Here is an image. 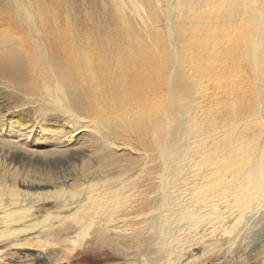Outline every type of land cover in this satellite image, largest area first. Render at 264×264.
I'll return each mask as SVG.
<instances>
[{
	"label": "rangeland",
	"instance_id": "1",
	"mask_svg": "<svg viewBox=\"0 0 264 264\" xmlns=\"http://www.w3.org/2000/svg\"><path fill=\"white\" fill-rule=\"evenodd\" d=\"M206 1L0 0V196L58 192L4 214L0 264H264V201L225 206L264 186V0ZM122 46L153 88L126 94Z\"/></svg>",
	"mask_w": 264,
	"mask_h": 264
},
{
	"label": "bare ground",
	"instance_id": "2",
	"mask_svg": "<svg viewBox=\"0 0 264 264\" xmlns=\"http://www.w3.org/2000/svg\"><path fill=\"white\" fill-rule=\"evenodd\" d=\"M209 2H212V5L211 6H216L217 4H221L222 6L224 5V2H226V0H207L206 3H209ZM217 3V4H216ZM205 7V6H204ZM208 7V6H207ZM206 7V8H207ZM230 7V6H229ZM197 9V8H196ZM209 9V8H207ZM205 11V10H204ZM209 12V11H208ZM193 14V13H192ZM203 14V13H202ZM206 14V13H205ZM228 15V13H227ZM195 16V15H194ZM211 16V15H210ZM219 17V16H218ZM230 17V16H229ZM238 17V16H237ZM208 18V16H207ZM217 18V16H216ZM214 18V19H216ZM223 18V17H222ZM203 19V18H202ZM86 21L84 18L83 19H80V21L83 22ZM188 21V20H187ZM186 21V22H187ZM195 21V19H194ZM219 21V19H218ZM212 22H214L212 20ZM224 22V21H223ZM188 23V22H187ZM191 23V22H189ZM194 22H192V28H194L195 26L193 25ZM199 23V22H198ZM207 23V22H206ZM217 23V22H216ZM227 23V22H226ZM194 26V27H193ZM196 29V28H195ZM195 31V30H194ZM89 39V37H88ZM90 41V40H89ZM86 44H90L86 41ZM91 45V44H90ZM122 45V44H121ZM86 47V46H85ZM90 48L87 49L85 51V53L83 54V60L86 64V70H87V75H85V77H87L88 81L87 83L89 82L90 85L93 87V91L94 93H96V95H98L99 97L103 98L104 99V105L101 104L103 106V110L106 111V112H113L115 110H121L122 105L120 103V100H119V97L118 98H113L111 96V98L108 96L109 94H106V86L110 89H112V86H108L110 85V82L113 83L112 81L113 80H109L108 81V77H109V74H105V76H99V74L97 75V72H95L92 67H93V64H94V61L98 59V55L100 53V48H98V45L96 43H92L91 46H89ZM126 48H124V46L120 47L118 50H117V57H116V60H117V65L119 66L120 68V72H121V75H122V84H124V90L126 91V94H131L132 96L134 95V88H136V85L137 84H140V87L139 89H142L143 88H148V87H152L155 86L158 82V77H160L162 71L161 69L158 67V64H157V57H155V54L152 53V52H149L147 54L146 57H122L123 53L122 51H124ZM83 53V52H82ZM126 53V52H125ZM79 54V53H78ZM82 55V54H81ZM79 55V56H81ZM13 58V57H12ZM16 58V57H14ZM13 58V59H14ZM62 58V57H61ZM115 58V57H114ZM76 59V58H75ZM79 59V58H77ZM26 60V59H25ZM47 62H48V58L46 59ZM103 60V59H102ZM28 61L30 62V64L33 62L32 58L29 57ZM77 61V60H76ZM79 61V60H78ZM159 61V59H158ZM24 62V60H23ZM54 62V61H53ZM56 62V61H55ZM60 62V61H58ZM58 62H56L57 64H55L58 68ZM83 62V61H82ZM83 62V63H84ZM18 63V62H17ZM37 63V62H36ZM80 63H81V60H80ZM102 63V62H101ZM54 64V63H53ZM52 64V65H53ZM60 64V63H59ZM15 64H13L14 66ZM74 65V64H73ZM82 65V64H81ZM84 65V64H83ZM96 65V64H95ZM103 65V64H102ZM101 65V66H102ZM106 65V64H105ZM116 65V66H117ZM38 66V65H37ZM72 66V65H71ZM111 66V65H110ZM160 66V65H159ZM53 67V66H52ZM55 67V66H54ZM96 67V66H94ZM112 67V66H111ZM45 68V66H44ZM80 69V67H78ZM85 68V67H84ZM99 68V66H98ZM131 68V69H130ZM31 69H34L31 67ZM39 69V68H38ZM59 69H63L64 68H61V66H59ZM50 70V69H49ZM58 70V69H57ZM83 70V69H82ZM51 71V70H50ZM56 71V70H55ZM60 71V70H59ZM98 71V70H97ZM108 71V70H107ZM38 72V71H37ZM53 72V71H52ZM84 72H86L84 70ZM104 72V71H103ZM110 72V71H109ZM119 72V70H118ZM59 72H57L58 74ZM56 74V73H54ZM85 74V73H83ZM31 75V73H30ZM53 75V73H52ZM60 75V74H59ZM66 75V73H65ZM112 75V74H111ZM110 75V76H111ZM54 76V75H53ZM58 76V75H57ZM76 76V75H75ZM80 76H82L80 74ZM36 77V76H35ZM61 77V76H60ZM59 77V79H60ZM64 77V76H62ZM61 77V78H62ZM66 77V76H65ZM64 77V78H65ZM67 77H69L70 79V75H68ZM157 77V80H155ZM30 79H32L30 77ZM37 79V78H36ZM53 79H57L56 77H54ZM59 79H58V82H59ZM68 79V80H69ZM106 79V80H105ZM114 79V78H113ZM153 79V80H152ZM48 80V79H47ZM67 80V79H65ZM74 80V79H73ZM72 80V81H73ZM83 80V78H82ZM86 80V79H84ZM64 81V80H63ZM71 81V79H70ZM77 81V80H75ZM74 81V82H75ZM62 82V81H61ZM83 82V81H82ZM36 83V82H35ZM50 83V82H49ZM68 83V82H67ZM86 83V82H85ZM88 83V84H89ZM63 84V82H62ZM76 84V82H75ZM82 84V83H81ZM115 84H117L115 82ZM69 85H71V83H69ZM80 88V84H78ZM139 86V85H138ZM59 87V86H58ZM65 87V85H64ZM62 89V88H61ZM68 89V88H66ZM65 89V90H66ZM149 89V88H148ZM72 90V89H71ZM92 90V89H91ZM115 90V89H114ZM58 91V89H57ZM64 91V88L63 90L61 91L62 93ZM68 91V90H67ZM70 91V90H69ZM66 92V93H70V92ZM73 91V90H72ZM71 91V92H72ZM139 91V90H138ZM141 91V90H140ZM139 91V92H140ZM58 91V93H61ZM108 92V91H107ZM61 93V94H62ZM110 93V92H109ZM138 93V92H136ZM142 93V92H141ZM116 94V93H115ZM140 95V94H139ZM144 95V94H143ZM137 96V95H136ZM140 97V96H138ZM135 98V96H134ZM133 98V99H134ZM99 99V98H98ZM101 100V99H100ZM100 100L98 102H100ZM102 101V100H101ZM102 109V108H101ZM140 110V109H139ZM142 110V109H141ZM103 111V112H104ZM105 112V113H106ZM121 112H123V110H121ZM115 113V112H114ZM104 114V113H102ZM112 114V113H111ZM143 114V113H142ZM212 162H215L212 160ZM219 164V163H218ZM215 165V164H214ZM217 166V165H215ZM214 166V167H215ZM223 171L220 172V174L222 173ZM203 176V175H202ZM201 176V177H202ZM200 177V178H201ZM205 179V175L203 176ZM199 178V179H200ZM202 179V180H203ZM187 182V181H186ZM188 183V182H187ZM185 183V184H187ZM258 183V182H257ZM257 183H254V184H257ZM10 187V186H9ZM256 188V187H255ZM259 188V186H258ZM188 189V188H187ZM4 190L1 191V193L3 192ZM8 192V191H6ZM17 192V191H16ZM38 195H37V194ZM36 193H33V194H30V193H27V192H20L18 191V193H14L12 194V192H10L9 194L7 193H4V195L0 196V239H9L11 238L10 236L15 233V232H18L20 231L23 227H20V228H16V229H11L10 225H8V221L7 219L4 218V214L7 213L9 210H12V209H15V208H18V207H23L24 205H28V204H32L34 202H37L39 200H44V199H47V198H54V197H57L58 196V192H54V190H45V191H42V192H36ZM248 195L246 196L245 200L242 201V199H239L240 201H237L236 203L231 200V199H226V211L229 210L230 211H238L239 214H237L239 216V220L238 221H241V220H244L243 222L245 224H248V223H251V219L252 217L254 216V214L256 213V211L258 210V207L260 205V202L261 201H264V186L261 187L260 189H255L253 191H249L247 193ZM239 196V195H238ZM245 196V195H244ZM243 197V196H242ZM235 198V197H234ZM238 199V198H236ZM235 199V201H236ZM67 200V199H66ZM224 202V201H223ZM224 204V203H223ZM261 205H264V204H261ZM30 207V206H29ZM214 208H210L212 210H214L216 207H218L217 205L216 206H212ZM206 208H209V207H206ZM198 209V207H197ZM201 209V208H200ZM211 210V212H212ZM217 210V208H216ZM199 211V210H198ZM202 211V210H201ZM209 211V210H208ZM207 211V213H209ZM259 211V210H258ZM200 212V211H199ZM228 212V211H227ZM72 214V213H70ZM70 214H66V215H62V216H58L57 219L58 221L62 220V219H65L67 218V216H70ZM206 214V213H205ZM233 214V213H232ZM203 215V214H202ZM236 215V216H237ZM233 216V215H232ZM245 218H247V220H245ZM56 220V219H55ZM263 224L264 223V216H262L261 218L258 219V221H256L254 223V225L256 224ZM240 224H242V221L240 222ZM185 232H189L187 228H183ZM194 229V228H193ZM199 229V228H198ZM25 230V229H24ZM22 231V230H21ZM191 231V230H190ZM258 233V231H257ZM178 234V233H177ZM185 234V233H184ZM187 234V233H186ZM184 236V235H183ZM190 236V235H189ZM252 257V256H251Z\"/></svg>",
	"mask_w": 264,
	"mask_h": 264
}]
</instances>
